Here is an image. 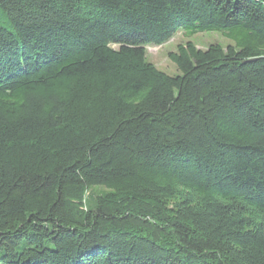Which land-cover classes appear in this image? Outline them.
<instances>
[{"label":"trees","instance_id":"trees-1","mask_svg":"<svg viewBox=\"0 0 264 264\" xmlns=\"http://www.w3.org/2000/svg\"><path fill=\"white\" fill-rule=\"evenodd\" d=\"M0 20V264H264V0ZM180 28L233 40L178 44L170 75L146 48Z\"/></svg>","mask_w":264,"mask_h":264},{"label":"rangeland","instance_id":"rangeland-1","mask_svg":"<svg viewBox=\"0 0 264 264\" xmlns=\"http://www.w3.org/2000/svg\"><path fill=\"white\" fill-rule=\"evenodd\" d=\"M0 22L6 26L5 22L0 20ZM239 37V35H237ZM232 38L224 35L220 31L216 30H206L203 32L194 33L191 35H187L184 29L180 28L170 40L165 42L163 45H150L147 46V58L149 61L154 63L159 69L162 71L174 75L177 74L178 71L175 65L169 60L168 53L176 49L177 45L180 43H185L187 41H191L198 48L206 49L210 44L219 43L222 45H227L232 43ZM102 191V189H98L97 191ZM96 191V193H97Z\"/></svg>","mask_w":264,"mask_h":264}]
</instances>
